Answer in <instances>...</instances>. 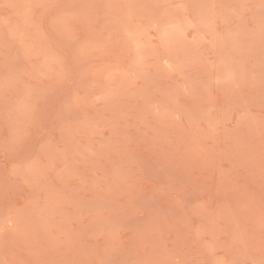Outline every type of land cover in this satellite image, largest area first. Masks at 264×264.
<instances>
[{
	"label": "rangeland",
	"instance_id": "1",
	"mask_svg": "<svg viewBox=\"0 0 264 264\" xmlns=\"http://www.w3.org/2000/svg\"><path fill=\"white\" fill-rule=\"evenodd\" d=\"M0 264H264V0H0Z\"/></svg>",
	"mask_w": 264,
	"mask_h": 264
}]
</instances>
